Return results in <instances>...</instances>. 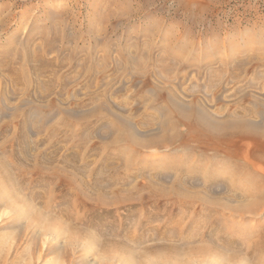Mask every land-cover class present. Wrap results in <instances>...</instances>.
I'll use <instances>...</instances> for the list:
<instances>
[{"label":"rangeland","instance_id":"obj_1","mask_svg":"<svg viewBox=\"0 0 264 264\" xmlns=\"http://www.w3.org/2000/svg\"><path fill=\"white\" fill-rule=\"evenodd\" d=\"M146 54L153 61L137 65L129 59ZM169 54L179 65L174 61L177 69L167 72L161 65ZM130 65L153 73L134 74ZM170 85L176 102L194 100L214 118L242 117L262 132L258 140L237 143L246 170L228 160L215 163L209 174L212 160L180 156L194 148L189 145L170 152L146 147L148 160L129 159L130 169L124 144L107 145L113 123L142 139L158 135L164 116L157 108L166 100L157 91L166 97ZM3 158L12 180L0 168V264H264V205L255 214L240 208L252 194L238 197L254 183L251 176L262 175L254 162L264 168V0H0ZM195 162L202 164L196 168ZM178 175L190 196L207 194L243 211L193 199L183 206L172 203L171 194L166 199L146 191L148 184L169 187Z\"/></svg>","mask_w":264,"mask_h":264},{"label":"bare ground","instance_id":"obj_2","mask_svg":"<svg viewBox=\"0 0 264 264\" xmlns=\"http://www.w3.org/2000/svg\"><path fill=\"white\" fill-rule=\"evenodd\" d=\"M150 42V41H149ZM170 45V44H169ZM35 48H36V46H34ZM43 47V46H42ZM108 47V46H107ZM132 45L130 46V50H128V51H132ZM135 48V47H134ZM133 48V49H134ZM43 49V48H42ZM146 49V48H145ZM144 49V50H145ZM124 50H126V49H124ZM136 50V49H135ZM134 50V51H135ZM75 51V50H74ZM104 51V50H103ZM120 51V50H119ZM127 51V52H128ZM82 53V52H81ZM101 53V52H100ZM99 53V54H100ZM161 53V52H160ZM33 54V53H32ZM126 54V53H125ZM152 54V53H151ZM150 54V55H151ZM154 54V53H153ZM161 54H163V55H161V56H159L160 58L159 59H162L164 56H165V52L163 53H161ZM84 55V54H83ZM147 55V54H146ZM150 55H147V57H145V56H139V57H132V58H129L130 59V61L132 62V64H137V65H142V64H144V63H146V62H149L150 60H152L153 61V58H151V56ZM91 56V55H90ZM107 56V55H106ZM123 56V55H122ZM153 56V55H152ZM178 56V55H177ZM108 57V56H107ZM59 58V57H58ZM104 58V57H103ZM166 58H167V60H168V62L165 64V65H161V67L162 68H169L168 70H167V72L170 70V68L172 69V67H173V65H174V61L177 63V60H178V57H176V55H168V56H166ZM112 59V58H111ZM115 59H116V57H115ZM120 59H121V57H120ZM109 60V59H108ZM70 61V60H69ZM88 61V60H87ZM95 61V60H94ZM122 61V60H121ZM159 61V60H158ZM161 61V60H160ZM162 61H163V59H162ZM161 61V62H162ZM165 61V60H164ZM81 62V61H80ZM102 62V61H101ZM108 62V61H107ZM110 63V62H109ZM129 63V62H128ZM181 63H182V61H181ZM162 64V63H161ZM178 64V63H177ZM183 64V63H182ZM55 65V64H54ZM84 65V64H83ZM123 65V64H122ZM136 65V66H137ZM179 65V64H178ZM99 66H102V65H99ZM172 66V67H171ZM181 66V65H180ZM135 67V66H134ZM160 67V66H159ZM160 67V69H162ZM99 67H97V69H98ZM131 68H133L131 65H130V69ZM176 68V67H175ZM174 67H173V69H175ZM183 68V67H182ZM181 68V69H182ZM75 69V68H74ZM101 70H102V68H100ZM99 69V70H100ZM107 69V68H106ZM114 69V68H113ZM116 69V68H115ZM160 69H158V70H160ZM177 69V68H176ZM98 70V71H99ZM117 70H120V69H117ZM153 70V69H152ZM152 70H150V69H147V68H145V66H140V67H137V69H134V70H132L131 69V72L132 71H134V74L135 73H138V74H142V75H148V74H151V73H153V71ZM163 70V69H162ZM209 70V69H208ZM84 71H86V70H84ZM88 72H89V70H88ZM94 72V71H93ZM158 72V71H157ZM164 72H166V71H164ZM185 72V71H184ZM183 72V70H182V73H184ZM102 73H103V75H104V72L102 71ZM101 73V74H102ZM106 73V72H105ZM155 73V72H154ZM159 73V72H158ZM178 73H180L181 74V70L178 72ZM77 74V73H76ZM98 74V73H97ZM100 74V75H101ZM161 74L163 75V72H161ZM186 74V73H185ZM213 74V73H212ZM91 75H92V73H91ZM90 74H89V76L88 77H90L91 76ZM183 75V74H182ZM181 75V76H182ZM214 75V74H213ZM16 76V75H15ZM96 76V75H95ZM114 76V75H113ZM130 76V75H129ZM161 76V75H160ZM165 76V75H164ZM171 76H173L174 77V75H170V77ZM9 77V76H8ZM70 77V76H69ZM76 77V76H75ZM97 77H101V76H98L97 75ZM170 77H168V79L170 80L171 78ZM179 77V76H178ZM182 77H184V76H182ZM181 77V78H182ZM129 78V77H128ZM151 78H152V76H151ZM89 79H91V78H89ZM174 79H175V77H174ZM40 80V79H39ZM87 80H88V78H87ZM137 80V79H136ZM166 80V79H165ZM176 80V79H175ZM168 81V80H167ZM8 82V81H7ZM90 82V81H89ZM93 82V79H92V81H91V83ZM108 82H109V80H108ZM129 82H131L130 80H129ZM139 82H140V80H139ZM148 82V81H147ZM150 82V81H149ZM87 83V82H86ZM97 81L95 82V83H93V86H96L97 84ZM110 83V82H109ZM175 83H177V82H175ZM90 84V83H89ZM95 84V85H94ZM133 84V83H132ZM132 84H130V85H132ZM151 84V83H150ZM153 85V84H152ZM178 85V84H177ZM177 85H175V86H177ZM89 86V85H88ZM129 86V85H128ZM140 86V85H139ZM163 86V85H162ZM161 86V87H162ZM171 87H172V85H170ZM143 87V86H142ZM146 87V86H145ZM144 87V89H146ZM153 87V86H152ZM152 87L150 88L149 86H148V88H150L151 90H152ZM168 87V86H167ZM178 87H179V85H178ZM177 87V88H178ZM182 88V87H181ZM135 89V88H134ZM143 89V90H144ZM155 89H156V87H155ZM165 89V88H164ZM170 90H164V92H166V97L164 96L165 94H162V92H160V90L161 89H159V91H157L158 89H156V91L157 92H159V93H157V92H155V93H157L158 94V96H160L159 97V99H163V98H165V100H166V103L162 106V108H157V111H159V112H162L163 113V116H164V119L162 120V122H158L159 124L158 125H160L159 127H160V133L158 134V135H153V136H150V137H148V138H145V139H142V138H140V137H138V136H135L134 135V133L132 132V131H130V130H128V131H123V130H121V128H123V124H121V122L119 123V124H121L122 125V127H121V125H119V124H115V123H113V125H114V127H113V129H115L116 130V132H114V133H112L114 136H112V138H111V136H110V139H112V140H109V138H107V145L109 144V146H110V144L111 143H114V145H116V144H121V145H123V147H121V148H125V151L128 153V155H127V158L125 159V157H123L121 154L123 153V151L121 150V154L119 153L120 152V150H119V152H117V151H114L115 150V148L116 149H118V145L117 146H115V148H114V152L116 153L117 152V156H118V154H119V156L121 155L122 157H123V160H124V163L125 164H129V161H131L133 158H140L141 160H140V162L142 161H144V160H142L145 156H147V154L145 155V153H144V151H143V149H145L146 147H153V146H155L156 148L157 147H165V149L167 148V150L169 151L171 148H177L178 146H184V145H189V146H192V147H194L192 150H189L188 152H186L185 153V151H184V153L183 154H181L182 153V150H181V155L180 156H183V155H186L185 157L187 158V159H189V156H192V157H198V159H196V160H198V161H202V163L203 162H205V163H207V162H211V160L213 161L212 162V166H211V172L209 173V174H211V173H213V169L216 167L215 166V163L217 164V162H225V161H228V160H235L236 162H234L235 164V168L238 170H240L241 172H243L244 170H246V167H245V165L243 164V162H242V160H241V158H242V155H243V151L240 149V147H239V145L237 144L241 139H243V138H255V139H257L258 140V138H259V136H262L263 137V134H262V132L261 131H259V130H257L254 126L253 127H249V126H247L246 124V122H245V120L246 119H244V118H242V117H236V116H233V115H230V116H228V117H226V118H224V119H222V120H220V119H217V118H214V117H212L206 110H205V108L204 109H202V108H200L198 105H197V103H196V101H194V100H192L189 104H183V103H178V102H176V99H175V95H174V93H173V87L172 88H169ZM183 89V88H182ZM91 90V89H90ZM87 91V90H86ZM92 92H93V90H91ZM163 91V90H162ZM178 91V90H177ZM125 92V91H124ZM127 92V91H126ZM137 92V91H136ZM146 92H147V90H146ZM153 92H154V87H153ZM153 92H149V94L151 95V96H155L156 94H152ZM87 93H89V92H87ZM94 93V92H93ZM95 94V93H94ZM125 94V93H124ZM136 94H138V92L136 93ZM141 94H142V92H141ZM141 94L139 95V96H141ZM144 94H145V92L143 93V96H144ZM87 95H89V94H87ZM90 95H92L93 96V94L91 93ZM146 95V94H145ZM149 95V96H150ZM94 96H96V94L94 95ZM138 96V95H137ZM138 96V97H139ZM97 97V96H96ZM142 97V96H141ZM148 97V96H147ZM157 97V96H156ZM161 97H163V98H161ZM90 98V97H89ZM91 98H93V97H91ZM95 98V97H94ZM98 98V97H97ZM96 98V99H97ZM178 98V97H177ZM193 98V97H192ZM194 98H196V97H194ZM101 99V98H100ZM139 99V98H138ZM143 99H144V97H143ZM198 99V98H197ZM142 100V99H141ZM140 100V101H141ZM148 101L150 100L149 99V97H148V99H147ZM156 100V99H155ZM158 100V99H157ZM92 101V100H91ZM93 102H95V101H93ZM96 102H98V99L96 100ZM154 103H152V105L153 106H156V107H161V106H157L156 105V103H155V101H153ZM156 102H158V101H156ZM162 102H165V101H162ZM184 102V101H183ZM99 103H101V102H99ZM140 103V102H139ZM150 103V102H149ZM159 103H161V101L159 102ZM185 103V102H184ZM105 104L106 103H104V106H105ZM126 104V103H125ZM147 104V103H146ZM151 104V103H150ZM101 105H103V104H101ZM127 106V105H126ZM134 106V105H133ZM95 107V106H94ZM99 107V106H98ZM107 107V106H106ZM139 107H140V105H139ZM97 108V107H96ZM95 108V110H97ZM100 108H101V106H100ZM124 108V107H123ZM153 108V107H152ZM92 109H93V107H92ZM137 109V108H136ZM94 110V111H95ZM125 110H126V108H125ZM130 110V109H129ZM145 110V109H144ZM143 110V111H144ZM153 110H155V107H154V109ZM80 111V110H79ZM78 111V112H79ZM84 111V110H83ZM93 110H91V115L93 116V112H92ZM100 111H101V109H100ZM133 111V110H132ZM221 111H223V110H221ZM87 112H89L88 110H87ZM96 112V111H95ZM95 112H94V114H95ZM148 112V110H146V113ZM85 113V112H84ZM97 113H101V112H98V110H97ZM97 113L95 114V115H97ZM116 113V112H115ZM135 113V112H134ZM143 113V112H142ZM80 114H82V113H80ZM102 114H103V112H102ZM116 114H118V113H116ZM82 115H85V114H82ZM88 115V114H87ZM110 115H112V114H110ZM147 116V115H146ZM154 116V115H153ZM99 117V116H98ZM88 118H89V116H88ZM111 118H112V116H111ZM117 118H118V116H117ZM116 118V119H117ZM119 118H120V115H119ZM123 119V118H122ZM103 120H105V119H103ZM112 120V119H111ZM110 120V121H111ZM115 120V119H114ZM156 120H158V119H156ZM155 121V120H154ZM102 122H104V121H102ZM108 122V121H107ZM106 123V122H105ZM108 123H110V122H108ZM123 123V122H122ZM140 124V123H139ZM146 124V123H145ZM149 124H151V123H149ZM149 124H148V122H147V127L149 126ZM107 125H109V124H107ZM112 125V126H113ZM118 125L121 127V128H118ZM111 126V127H112ZM124 126L126 127L127 125H125L124 124ZM128 126H130L129 124H128ZM132 126V125H131ZM131 126H130V128H131ZM180 127H183L184 129H181ZM110 128V127H109ZM117 128V129H116ZM132 128H134L133 126H132ZM128 129V128H127ZM149 129V128H148ZM110 130L112 131V128H110ZM114 131V130H113ZM133 131H135V129L133 130ZM146 131V130H145ZM104 132V131H103ZM105 132H106V130H105ZM137 132V131H136ZM99 133H100V131H99ZM98 133V134H99ZM108 133V132H107ZM107 133H105V134H107ZM152 133V132H151ZM110 134V133H109ZM137 134H138V132H137ZM147 134V133H146ZM108 135V134H107ZM148 135V134H147ZM110 142V143H109ZM105 143H106V141H105ZM104 142H103V144H104V146H103V144H102V146L103 147H105L106 146V144H105ZM120 145V146H121ZM113 146V145H112ZM119 146V147H120ZM114 147V146H113ZM198 147H199V149H198ZM106 148H108V146H106ZM112 148V147H111ZM162 148V149H163ZM159 149V148H158ZM190 149V148H189ZM166 150V151H167ZM124 151V152H125ZM146 151H147V149H146ZM145 151V152H146ZM171 151V150H170ZM169 151V152H170ZM259 151V150H258ZM125 152V153H126ZM169 152L167 153L168 155H169V158H170V155L172 154V155H174L173 154V152L171 153V154H169ZM179 152V151H178ZM115 153H114V155H115ZM35 154V153H34ZM259 154V153H258ZM110 155V154H109ZM113 155V156H114ZM123 155H124V153H123ZM175 155H177V154H175ZM112 156V157H113ZM179 156V157H180ZM176 159H177V157L176 156H174ZM192 157H190V159L192 160V159H194V158H192ZM6 158V157H5ZM10 158V157H9ZM111 158V157H110ZM148 157H145L144 159H147ZM171 158H172V160H173V157L171 156ZM182 158H184V157H182ZM185 158V159H186ZM36 159V158H35ZM51 159V158H50ZM113 159H114V157H113ZM116 159V158H115ZM114 159V160H115ZM129 159H131V160H129ZM180 159V158H179ZM178 159V160H179ZM189 159V160H190ZM117 160V159H116ZM122 160V159H121ZM123 160H122V162H123ZM129 160V161H128ZM136 160V159H135ZM148 160V159H147ZM238 160H241V162H239ZM243 160H246V158H244ZM132 161H134V160H132ZM169 161V160H168ZM182 161V160H181ZM6 162L7 161H5L4 160V158L1 160L0 159V168L3 170V172L6 174V176H7V178L9 177V179H10V176L11 175H9V171H8V167H7V165H6ZM35 162V161H34ZM33 162V163H34ZM121 162V163H122ZM145 162V161H144ZM199 162V163H200ZM196 163V165L195 166H197L196 168H198V166H199V163H198V165H197V162H195ZM202 163H200V164H202ZM204 163V164H205ZM123 164V163H122ZM146 164V163H145ZM38 165V164H37ZM36 165V166H37ZM133 165V164H132ZM131 165V166H132ZM134 165L136 166V164L134 163ZM155 165V164H154ZM176 165V164H175ZM209 165H210V163H209ZM36 166H35V168H33L34 170L36 169V171H37V174H38V168H36ZM123 166H125L126 167V165H123ZM123 166H121L120 165V168L119 169H121ZM130 166V164H129V166L127 165V167L129 168L130 167V169L132 168ZM138 166V165H137ZM247 166V165H246ZM32 167H34V165L32 166ZM79 167V166H78ZM105 167V166H104ZM134 167V166H133ZM142 167V166H141ZM140 167V168H141ZM162 167H163V165H162ZM174 167L175 166H173V169H174ZM254 167L258 170V171H260L261 173H262V175H263V173H264V168H263V166L260 164V163H256V162H254ZM106 168V167H105ZM138 168V167H137ZM137 168H135V169H137ZM185 168V167H184ZM218 168V167H217ZM0 169V170H1ZM107 169V168H106ZM110 169V168H109ZM129 169V170H130ZM188 169V168H187ZM195 169V168H194ZM40 170V172L42 173V171H41V169H39ZM108 170V169H107ZM138 170V169H137ZM141 170V169H140ZM142 170H143V168H142ZM141 170V171H142ZM171 170V169H170ZM175 170H176V168H175ZM181 170H182V168H181ZM186 170V169H185ZM190 169H188V170H186V171H189ZM192 170V169H191ZM18 171V170H17ZM56 170L54 169V172H55ZM110 171V170H109ZM113 171H114V169H113ZM118 171V170H117ZM123 171H124V168H123ZM126 171V170H125ZM133 171V170H132ZM132 171H129L130 172V174H131V172ZM183 171V170H182ZM216 171V170H215ZM11 172V171H10ZM35 172V171H34ZM104 172V171H103ZM129 172H128V176H129ZM135 172H136V170H135ZM134 172V176L133 177H138V176H135L137 173H135ZM173 172V171H172ZM190 172V171H189ZM189 172H188V175H190L191 174V172H190V174H189ZM193 172H194V170H193ZM40 173V174H41ZM59 173V172H58ZM67 173H69V172H67ZM124 173V172H123ZM122 173V174H123ZM171 173V172H170ZM195 173V172H194ZM193 173V174H194ZM198 173V172H197ZM12 174V173H11ZM55 174H57V172L55 173ZM106 174V173H105ZM109 174V173H108ZM121 174V173H120ZM126 174L127 173H125V175L123 176V177H125L126 176ZM172 174V173H171ZM176 174V173H175ZM180 174V173H179ZM182 174H184V173H182ZM187 174V173H186ZM198 174H201V173H198ZM65 175V174H64ZM64 175H63V177H64ZM74 175V174H73ZM73 175H69L70 177H73ZM139 175V174H138ZM143 175H144V173H143ZM160 175V174H159ZM159 175H158V177H159ZM185 175V174H184ZM188 175H186V176H184V178L186 177V179L187 178H190V176L189 177H187ZM262 175H259V174H257V175H255V176H251V179L253 180V184L252 185H249V186H245V187H243V190L239 193V195H238V197L239 196H246V195H250V194H252V196H253V198L252 199H250V202L248 203V205H246V206H244L243 205V207H240L241 209H245L246 207L248 208V210H250L252 213H255L256 214V212L257 211H260L261 209H262V207H259V205H261L262 204V206L264 205V201H262L261 199H259V198H257V197H259L260 196V194H262L263 192H264V177H262ZM38 176L39 177H41L39 174H38ZM68 176V177H69ZM114 176V175H113ZM120 176V175H119ZM122 176V175H121ZM131 177H132V175H130ZM169 176H171V175H169ZM179 176V175H178ZM43 177V176H42ZM65 178L66 180H71V181H69V183H73V180H74V178L73 179H71V178ZM76 177V176H75ZM145 177V176H144ZM156 177V176H155ZM177 177V176H176ZM175 177V178H176ZM180 177V178H179ZM179 177H177L174 181H173V178H172V182H170V183H172L171 184V186H169V187H166V185L165 186H161V187H159V186H157V187H155V186H153V185H150V184H148V186H146V188H147V190L146 191H149L151 194H153L154 195V197H155V195L156 196H158V195H162L163 197H165L166 198V196L168 197V198H170L171 197V195H172V203H179V204H181V205H183L184 203H185V205H186V201H190V202H192L191 201V199H193V200H195V202H200V203H202V205H205V207H215V206H217V207H219V208H224V209H229L230 208V210L231 211H235V212H242L243 210H236L233 206L232 207H230L229 205H227V204H224L223 202H222V200L220 201L219 199L217 200L216 198L215 199H213V200H210L211 199V197H210V199H209V196H207V194H205L208 198H206V196L204 197V196H201V195H196V194H192V192L193 191H190L191 193V196L189 195V189H188V191L186 190L187 188H185L184 186L186 185V182L184 183V185L182 184L183 183V181H182V179L183 178H181V176H179ZM113 178V177H112ZM116 177H114V179H115ZM119 178V177H118ZM122 178V177H121ZM140 178V177H139ZM147 178V177H146ZM171 178V177H170ZM169 178V179H170ZM205 178V177H204ZM5 179H6V177H5ZM112 180V181H115V180ZM126 179V177L124 178V180ZM127 179H129L128 177H127ZM131 179V178H130ZM145 179V178H144ZM157 179V178H156ZM168 178H167V180H169ZM195 179V178H194ZM206 179V178H205ZM10 180H12V179H10ZM14 180V179H13ZM64 180V179H63ZM77 180V179H76ZM119 180V179H118ZM123 180V182H127L128 180H126V181H124ZM171 180V179H170ZM184 180V179H183ZM240 180L241 181H247V177L244 175V174H242V176H240ZM75 181V180H74ZM130 181V180H129ZM129 181H128V183H129ZM146 182H151L150 181V178L148 177V179H146L145 180ZM191 181V180H190ZM211 181H213L212 179H211ZM3 182V181H2ZM67 182V181H66ZM100 183L102 182V181H99ZM119 182H120V180H119ZM121 182H122V180H121ZM146 182H144V183H146ZM155 182H156V180H155ZM157 182H159V181H157ZM189 182V181H188ZM209 182V181H208ZM104 183H107V182H104ZM170 183L168 184V185H170ZM192 183V182H191ZM195 183V182H194ZM2 184V183H1ZM66 184V183H65ZM116 184H117V182H116ZM136 184V183H135ZM152 184H154V183H152ZM157 184V183H156ZM188 184V183H187ZM69 185V184H68ZM75 184H73V186H74ZM102 185V184H101ZM106 185V184H105ZM123 184H121V186H122ZM131 185H133L134 186V184L133 183H131L130 184V186ZM210 185V184H209ZM212 185V184H211ZM210 185V186H211ZM110 186V185H109ZM126 186V185H125ZM125 186H122V187H120V188H123V187H125ZM136 186V185H135ZM187 186V185H186ZM193 188H197L199 191H201V189L203 190V188H202V186H201V189H200V187L198 188V187H194L193 185H191ZM69 187V186H68ZM112 187V186H111ZM115 188H117V186H114ZM126 187H128V186H126ZM206 187H207V185H206ZM74 188H76V186H74V187H72V189H74ZM80 188V187H79ZM82 188V187H81ZM81 188H80V190H81ZM114 188V189H115ZM120 188H118V190L120 189ZM133 188V187H132ZM205 188V187H204ZM48 189V188H47ZM78 189V188H77ZM125 189V188H124ZM129 189H131V188H129ZM128 189V190H129ZM197 189L195 190V191H197ZM79 190V189H78ZM79 190V191H80ZM231 190V189H230ZM5 191V190H4ZM50 191V190H49ZM126 191H127V189H126ZM133 190L131 189V192H132ZM145 191V192H146ZM210 191H212V190H210ZM214 191V190H213ZM32 192V191H31ZM121 192H122V190L120 189V194H121ZM149 192H147V194H148V196H149ZM205 192H206V190H205ZM207 192H208V190H207ZM215 192V191H214ZM214 192H213V194H214ZM86 193H87V191H86ZM114 193V192H113ZM116 193V192H115ZM117 193H119V191H117ZM129 193V192H128ZM141 193H143L142 192V190H141ZM195 193V192H194ZM201 193V192H200ZM204 193V192H203ZM208 193H210L211 194V192H208ZM230 193V192H229ZM17 194H19V193H17ZM122 194H124L123 192H122ZM171 194V195H170ZM75 195V194H74ZM99 195V194H98ZM128 195H131V193H129ZM193 195V196H192ZM194 195H195V197L197 196V198H194ZM212 195V194H211ZM17 196V195H16ZM81 196H84V195H82L81 194ZM114 196V195H113ZM124 196V195H123ZM152 196V195H151ZM227 196H229V195H227ZM85 197V196H84ZM121 197V196H120ZM125 197V196H124ZM123 197V198H124ZM134 197H136V196H134ZM133 197V198H134ZM225 197V196H224ZM264 197V196H263ZM126 198V197H125ZM124 198V199H125ZM1 199V198H0ZM98 199V198H97ZM149 199H152V200H154V198L152 197H149ZM167 199V198H166ZM188 199H190V200H188ZM242 199V198H241ZM23 200V199H22ZM115 200V199H114ZM169 200V199H168ZM196 200H198V201H196ZM243 200V199H242ZM12 201V200H11ZM100 201V200H99ZM150 201V200H149ZM167 201V200H166ZM170 201V200H169ZM168 201V202H169ZM29 202V201H28ZM167 202V203H168ZM190 202H187V203H190ZM198 202V203H199ZM263 202V203H262ZM170 203V202H169ZM192 203H194V202H192ZM244 203V202H243ZM73 204V203H72ZM104 204V203H103ZM172 205H174V204H172ZM176 205H178V204H176ZM175 206V205H174ZM184 206V205H183Z\"/></svg>","mask_w":264,"mask_h":264}]
</instances>
